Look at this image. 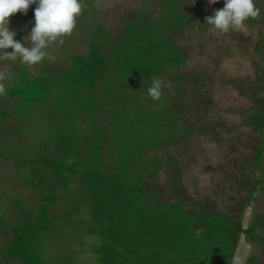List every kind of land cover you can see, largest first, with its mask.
I'll return each mask as SVG.
<instances>
[{"label":"trees","instance_id":"1","mask_svg":"<svg viewBox=\"0 0 264 264\" xmlns=\"http://www.w3.org/2000/svg\"><path fill=\"white\" fill-rule=\"evenodd\" d=\"M160 1L164 4L158 11H149L146 7L138 9L136 16L124 24L126 27L121 40L115 45L108 46L112 42L109 30L97 23L94 36L102 34L104 40L94 37L88 56L67 55L70 66L62 63L60 68L64 65V71L56 66L43 65L42 62L37 73L30 75L26 67L25 74L21 69V74L19 71L14 73L13 81L5 82L10 88L7 96L16 97L18 102L13 109L1 111L0 133L4 135L9 132L11 136L13 129H18L19 124L3 130L12 124L10 121L4 124L8 119L14 117L22 121V117L20 119L15 113L19 105L27 107L30 101L33 106L36 105L33 109L34 124L29 130H32L33 138L38 136V142L24 144L21 139L17 143L26 146V151L37 150L38 154L35 157L24 154L17 159L11 156V159L21 170L30 168V177L26 179L28 183L51 193L45 196L47 204L39 205L40 215H30L29 219L16 225L12 244L3 251L8 252L7 257L2 255L4 258H17L26 264H44L39 263L32 245L29 247L28 244L38 241L37 235L43 228L39 224L51 215L48 204L55 200L53 192L58 189L63 199H69L67 194H76V198L72 195L75 199L71 196L74 201L72 215L79 213L80 207H91L93 222L106 226L107 230L102 235L96 228L83 229V233L90 237L92 233L99 232L100 239L91 244L95 245L92 250L98 264H184L183 259L180 261L166 254V248L172 246V241L187 264H200L197 256L192 257L195 252L189 255L191 259L183 255L186 249L202 241L210 243L215 240L220 243L217 240L219 233L234 245L238 234L243 233L257 242L264 254V232L259 235L255 233L264 226L259 219L244 230L240 221L232 220L229 215L219 214L218 211L211 216L204 214L207 210L200 204L197 206L201 213L184 209L186 200L180 203L161 202L156 197L161 191L154 188L151 192L147 184L146 179L154 177L160 164L159 160H155V155L150 158L147 155L165 147L166 134L173 139L178 138L179 119L175 114L177 111L183 112L191 103L189 98L197 96V82L210 79V75L199 79L195 74L177 72L184 66L188 54L173 40L174 35L185 26L196 23L195 20L202 18V24L207 25L206 18L210 15L204 12L199 15L192 11L186 14L181 3L183 0ZM254 3L262 15L260 23L264 24V0H254ZM35 7L33 5L28 16L34 18ZM24 35L22 33L20 38ZM259 43L264 45V33ZM106 47L108 53H104ZM259 69L263 76H258L256 81H261V84L255 82L249 85L257 94L253 100L255 111L243 122L247 126L254 125L256 130L264 129V69ZM172 71L175 73L172 74ZM153 79H159L162 84L159 100L147 95ZM184 81H189L192 88H188ZM237 89L242 88L237 86ZM258 94L263 96L259 97ZM85 105L90 106L89 114L94 116L96 123H92L89 114L91 122L82 119L88 113L83 110ZM199 109L205 110L202 105ZM97 120L102 124H97ZM40 123H51L50 132L39 127ZM186 130L188 132L184 136L191 132L190 128ZM46 133L49 136L46 137ZM12 144V149L17 148ZM260 144L256 153V168L263 165V139ZM22 146H19V150H23ZM7 155L0 153L1 160ZM104 159H107V165ZM76 175L84 181L81 188L78 182L73 183ZM177 181L178 178L173 179L171 185ZM263 181L260 178L255 183ZM70 184L73 185L69 187ZM251 191L249 202L253 200ZM19 198L22 199L21 196ZM19 198L13 202L17 208L22 206ZM199 214L203 225L197 224L201 219ZM60 215L56 213L51 218L57 219ZM215 224H220V228L215 229ZM0 226L4 227L2 214ZM87 230L88 233H85ZM193 235L202 237L194 240L191 239ZM118 247L122 248L121 252ZM225 259L226 264H230V255ZM57 261L62 264L60 259ZM65 263L74 262L71 258ZM249 264H264V261L259 262L256 257H251Z\"/></svg>","mask_w":264,"mask_h":264},{"label":"rangeland","instance_id":"2","mask_svg":"<svg viewBox=\"0 0 264 264\" xmlns=\"http://www.w3.org/2000/svg\"><path fill=\"white\" fill-rule=\"evenodd\" d=\"M154 1L80 0L82 12L77 18L75 30L70 36L64 38L63 44L55 43L47 49L48 58L43 61V65L62 69L64 67L62 65L60 68L62 63L70 66L67 55L88 56L90 45L95 37L94 32L96 34L97 23L109 30L112 42L108 43V46L115 45L114 43L121 40L126 27L124 24L136 16L138 9L145 7L149 11L161 9L164 3L160 0ZM181 3L186 14L192 11L199 15L204 12L211 16L214 11L224 8V0L214 5L209 4L208 0H183ZM32 7L33 5L30 6L28 14ZM85 12L88 13L87 16L84 15ZM22 14L17 13L12 16V19L10 17L9 28L16 32L15 39L25 33L26 35L19 39L21 43H25V37L34 26V18L28 14ZM261 19L262 15L259 12L257 17L250 18L246 22L243 30L220 33L212 31L209 25L204 26L200 18L195 20L196 23L185 26L181 32L174 35L173 40L188 54L184 66L177 72L195 74L199 79L210 75V79L198 81L197 96L189 98L191 103L189 102L183 112L174 113L179 119L178 138L173 139L170 134H166L167 143L163 142L166 143L165 147L153 150L147 155L148 158L155 155V160L160 161L154 177L146 179L151 192L154 188L161 191L156 195L159 201L180 203L186 200L184 209L195 212H200L197 206L200 204L207 210L204 214L211 216L218 211L219 214L229 215L232 220H239L244 230L249 229L252 222L257 219L264 223V181L255 183L256 179H264V153L261 161L263 165L260 168H256L255 160L261 139L264 140V129L256 130L254 125L243 124L256 107L253 100L257 94L254 89L249 88V85L255 82L260 85L261 81L256 80L258 76H263L262 70L259 69H264V45L259 43L261 34L264 33V24L260 23ZM95 39L104 40V36L97 34ZM63 47L66 48L65 51ZM7 51L12 52V49ZM108 52V47L104 48V53ZM24 65L19 58L0 59V120L3 118L1 111L7 108L13 109L18 102L16 97L7 96L10 88L5 82L13 81L14 73L19 71L21 74V69L24 70L22 74H25L26 67L30 75H35L40 69V65ZM7 72H9L8 76ZM232 81L236 83L233 84ZM184 82L188 84V88H192L189 81ZM236 85L242 89L238 90ZM262 96V94L259 95V97ZM201 105L205 110L199 109ZM19 106L15 113L20 119L22 117V121L19 120L20 123H18L19 121L14 117L8 119L4 124L6 125L9 121L12 124L4 127L3 130L11 129L19 124L18 129H13L11 136L9 132L4 135L0 133V153L8 154L2 157L3 160L0 158V214L3 215L4 224L3 228L0 226V264L25 263L17 258H4L3 256L7 257L8 252L3 251L12 244L17 224L29 219L30 215L41 214L39 205L47 204L45 196L50 192L28 183L26 179L30 177V168L21 170L11 159V156L17 159L24 154L28 157H35L38 154L37 150L26 151V146L17 143L21 139L24 144L30 141L38 142L36 140L38 136L33 138V132L29 130L34 124L33 109L36 105L33 106L30 101L27 107ZM40 109L42 106L39 107ZM89 109V105L83 107V110L85 112L87 110L88 113L84 114L82 119L87 121L92 117V123H96L94 116L89 114ZM75 121L77 125H80L78 120ZM97 124L101 125L102 122L97 120ZM38 126L50 132L52 124L40 123ZM188 128L191 132L184 136ZM47 135L46 133V137ZM12 143L17 148L12 149ZM19 146H22L23 150H19ZM85 148L88 149V147ZM104 160L107 165V159ZM175 178L179 181L171 185ZM75 181L78 182L79 188L84 185L82 178L77 175L73 177V183ZM72 185L70 184L69 187ZM250 191L253 197L251 202H249ZM61 193L59 189L53 192L55 200L48 204L51 215L39 224L43 228L37 235L38 241L28 246L32 245L31 249L39 263L54 264L56 261V264H59L57 259H60L62 264H66L65 261L72 258L73 264H98L95 252L92 250L95 245L91 244L100 239V235L107 230L106 226L93 222L91 207L85 209L80 207L81 211L72 215L71 207L74 201L71 196L75 198L77 196L67 194L69 199H63ZM6 195L9 197L6 198ZM16 198L21 200L20 208L13 204ZM42 211L44 212L43 209ZM56 213L61 214L60 217L51 218ZM198 216L201 217L200 214ZM82 221L84 223L81 225ZM197 224L203 225L202 217ZM214 227L219 229L220 224H215ZM262 227L255 233L259 235L264 232V226ZM92 228L101 232H94L91 237L83 233V229ZM261 229L263 231H260ZM88 230L85 233H88ZM181 235L185 236L183 233ZM201 237L193 235L191 239ZM217 240L220 243L215 240L210 243H207L209 241L194 242L198 244L188 247L183 255L190 258L191 253L195 252L192 257L197 256L200 264H226L225 257L228 259L229 255L230 264H249L251 257H256L259 262L264 261L262 247L243 233L238 234L235 245L225 240L222 233H219ZM171 244L172 246L166 248V254L179 258L180 261L183 259L184 264H187V260L182 258L177 250L178 246L173 241ZM118 249L119 252L122 251V248L118 247Z\"/></svg>","mask_w":264,"mask_h":264},{"label":"clouds","instance_id":"3","mask_svg":"<svg viewBox=\"0 0 264 264\" xmlns=\"http://www.w3.org/2000/svg\"><path fill=\"white\" fill-rule=\"evenodd\" d=\"M219 2L208 0L211 5ZM31 5H36L34 26L25 37V43H21L15 39L16 32L9 28L10 17L17 13L26 15ZM81 12L80 0H0V59L19 58L22 64L39 65L48 58L47 49L51 45L63 44L64 38L73 33ZM258 14L254 0H224V8L207 17L206 24L215 32L240 31L250 18ZM8 49H12V52H8ZM161 92V81L153 79L147 95L159 100Z\"/></svg>","mask_w":264,"mask_h":264}]
</instances>
